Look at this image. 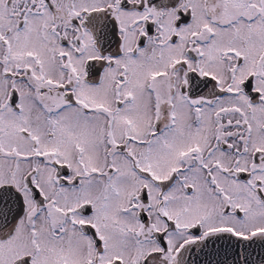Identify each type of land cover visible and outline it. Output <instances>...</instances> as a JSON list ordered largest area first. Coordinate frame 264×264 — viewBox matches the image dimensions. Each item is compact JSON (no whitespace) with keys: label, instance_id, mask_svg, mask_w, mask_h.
Returning <instances> with one entry per match:
<instances>
[{"label":"snow or ice","instance_id":"snow-or-ice-1","mask_svg":"<svg viewBox=\"0 0 264 264\" xmlns=\"http://www.w3.org/2000/svg\"><path fill=\"white\" fill-rule=\"evenodd\" d=\"M0 264H264V0H0Z\"/></svg>","mask_w":264,"mask_h":264}]
</instances>
